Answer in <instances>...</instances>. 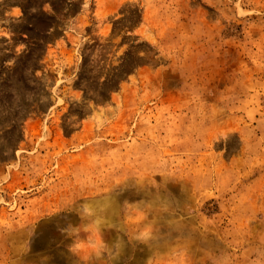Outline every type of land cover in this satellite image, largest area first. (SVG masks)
I'll use <instances>...</instances> for the list:
<instances>
[{
	"label": "rangeland",
	"instance_id": "rangeland-1",
	"mask_svg": "<svg viewBox=\"0 0 264 264\" xmlns=\"http://www.w3.org/2000/svg\"><path fill=\"white\" fill-rule=\"evenodd\" d=\"M0 264H264V0H0Z\"/></svg>",
	"mask_w": 264,
	"mask_h": 264
}]
</instances>
